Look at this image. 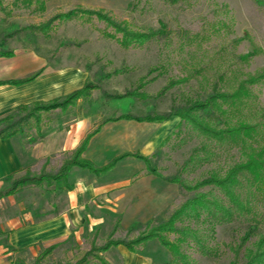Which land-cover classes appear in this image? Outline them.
<instances>
[{"label": "rangeland", "instance_id": "obj_1", "mask_svg": "<svg viewBox=\"0 0 264 264\" xmlns=\"http://www.w3.org/2000/svg\"><path fill=\"white\" fill-rule=\"evenodd\" d=\"M43 1L45 11L35 12L32 9L14 8L11 0H5L11 13H0V38L15 29L45 21L57 12H66L77 5L87 9H104L116 21L125 22L138 32L162 31L159 37L149 40L142 47L124 49L115 39L104 36L103 31H108L120 37L103 23L95 19L85 21L77 18L59 24L48 36L22 32L7 41L5 49L13 51L18 75H32L42 68L34 85L36 91L59 88L62 83L60 79L63 78L69 79L64 91L80 87L85 81L98 84L99 88L92 91L90 97L78 102L64 116L68 120L65 128L76 118V141L86 130L97 128L108 118L124 113L135 116L165 114L172 107L179 108L187 101L204 99L215 84L220 90L232 92L241 81L264 74V0ZM109 73H112L110 77L100 79ZM181 78L186 81L175 85L162 96L153 98L170 80ZM140 79L145 82L140 92L153 99H108L102 94L103 91L112 95L123 94L134 89ZM246 88L250 96L236 117L231 118L260 124L262 128L256 138V145L264 147V78ZM54 94L49 91L40 98L45 99ZM29 105L17 116L30 112L32 106ZM226 114L222 120H226L230 112ZM59 118L60 112L52 111L43 115L38 129L31 123L24 125L19 134L35 142L41 132L52 131L53 127L46 128L45 125L53 122L52 126H55ZM77 120L84 121L80 124ZM5 125L0 120V131ZM112 126L115 125H109L104 131L107 139H111L118 131ZM135 126L119 129L124 131L126 143L134 132L137 137L144 134L147 139L156 131L158 124ZM203 143L212 153L209 161L181 170L193 150ZM116 152L110 146L108 154L101 157L93 153L89 155L97 161H106ZM153 152L155 155L151 163L159 176H179L186 184L202 180L211 171L223 173L239 156L238 148L209 145L191 131L186 123L178 127V132L166 144ZM43 171L47 172L45 169ZM38 173L27 175L38 176ZM73 181H76V189L84 206L79 214V221L83 223L81 245L76 246L74 263L89 249L93 237L97 246L108 240L116 222L118 226L111 240L135 239L146 230L148 223H157L169 217L188 196L178 184L149 174L144 163L132 157L124 159L113 171L102 177L76 168V174L69 178L68 185ZM249 204L252 212L263 210V201L258 194L249 198ZM91 221H96V225L88 232L86 227ZM177 225L198 230L202 244L206 247L207 253H203L190 240L182 245L181 252L190 264H230L234 260L233 250L250 225V220L246 214H236L229 222L185 220ZM168 237L174 239L172 234ZM256 239V236L252 237L240 250L239 261L243 259L245 249L251 248ZM140 253L149 259L150 264H172L169 252L156 240L141 247ZM102 256L108 264L120 263L114 250ZM90 264L100 263L92 260Z\"/></svg>", "mask_w": 264, "mask_h": 264}, {"label": "trees", "instance_id": "obj_2", "mask_svg": "<svg viewBox=\"0 0 264 264\" xmlns=\"http://www.w3.org/2000/svg\"><path fill=\"white\" fill-rule=\"evenodd\" d=\"M11 6L14 8L32 9V11L35 12L45 11V3L43 0H11ZM0 13L5 15L11 13L10 10L7 9L5 0H0ZM77 18L85 21L95 19L103 23L106 28L120 35V37H116L112 32L103 31L104 36L115 39L118 45L124 49L142 47L149 40L157 38L162 34V31H135L125 22L116 21L111 14L104 9H87L77 5L66 12H57L45 21L32 23L2 35L0 38V57L11 58L14 56L13 51L5 49V45L9 39L20 33L27 32L33 35L40 34L48 36L51 32L56 30L59 24ZM39 73L40 72H37L25 79L0 81V85H19L26 83L35 79ZM113 73H116V71ZM111 75L112 73L106 74L100 79L110 77ZM262 78H264V74L247 78L241 81L232 92L220 90L217 84H215L204 99L187 101L179 108L172 107L171 110L165 114L149 113L144 116L123 114L118 117L108 118L102 122V124H104L125 119L137 122L163 123L171 116H176L180 119L179 124L172 133L162 140L159 147L166 144L171 136L178 132V127L181 124L186 123L191 131L206 140L211 146L238 148V160L223 173L211 171L202 180L194 184H186L179 176L171 178L159 176L151 163V159L155 153L151 156H141L138 153H123L113 158L106 165L98 167L81 156L87 148L91 137L99 131L98 127L85 136L80 145L64 160L63 164L56 172L42 171L38 176H29L25 174L14 179L8 177L6 180L10 181V185L6 191L0 193V197L12 194L28 185H39L44 182L50 183L52 181H65L68 172L73 167L86 170L99 177L110 172L123 158L132 156L144 163L149 174L164 181L178 184L188 194L187 198L166 219L157 223H148L146 230L135 239L128 241L111 240L118 226V222H116L107 237L108 240L100 246L92 243L90 248L83 252L81 257L74 264H90L92 260L100 264H106L102 254L110 248L123 245L129 251L137 252L148 242L154 240L158 241V243L169 252L172 264H190L186 255L181 252L183 244L190 240L201 249L203 253H207V250L202 244L198 230H194L190 227L180 228L177 224L185 220H194L197 222L208 221L210 223L229 222L236 214L248 215L250 225L247 227L238 245L233 250L234 260L230 264H264V147L256 145V138L259 136L261 132L260 128L262 127L260 124H250L244 119L231 118V116L236 117V113L239 112L240 107L246 104L247 98L250 96L246 86L255 84L261 81ZM183 81H186V79L170 80L153 98L162 96L166 91ZM144 85L145 82L140 79L134 89L126 91L123 94L112 95L104 91L102 94L106 98L111 99H149L151 96L144 94V92H140V89ZM98 88V84L86 81L81 88L72 91L66 96L48 101L33 102L29 105L32 106L31 111L22 116H17V114L27 109L28 105L19 106L15 112L1 120L6 125L4 129L0 131V138L13 136L19 133L24 125L27 126L31 123L38 129L42 122L43 115L56 110L65 112L74 108L78 101L87 99L91 96L92 91ZM227 112H230L229 117L226 120H222V117H226ZM211 154L208 146L204 143L201 144L199 148L193 150V153L183 164L181 170L184 171L196 163L208 162ZM203 188L207 190L201 191ZM256 194L260 195L263 201V210L260 212H252V208L249 204V198H252ZM169 234L174 235L173 240L169 239ZM254 236L257 237L256 241L252 243L253 245L251 248L245 249L243 259L239 261L240 250L245 247ZM54 248L55 247L49 248L43 252L41 256L51 252Z\"/></svg>", "mask_w": 264, "mask_h": 264}, {"label": "crops", "instance_id": "obj_3", "mask_svg": "<svg viewBox=\"0 0 264 264\" xmlns=\"http://www.w3.org/2000/svg\"><path fill=\"white\" fill-rule=\"evenodd\" d=\"M13 59L14 56L11 58L0 57V81L20 80L34 75H18V68ZM41 71L42 68L37 72L41 73ZM40 73L35 79L26 83L0 85V120L15 112L21 105L66 96L81 88L86 82L80 87L64 91V86L69 79L63 78L60 79L62 83L59 88L52 87L43 92L36 91L34 85L38 81ZM49 91L56 94L45 99L40 98L43 94L47 95ZM59 112L60 118L56 121L55 126H52L53 122H48L47 126L45 125L46 128L53 127L52 131L41 132L39 139L35 142H32L30 137L19 133L7 138H0V193L8 189L10 185V181L6 180L8 177L14 179L23 174L37 175L44 169L47 172H52L51 170L56 172L64 160L80 145L85 136L98 127L99 131L91 137L81 156L100 167L123 153H138L141 156L153 155L155 153L153 151L159 147L162 140L179 124V118L176 116H171L163 123L120 119L101 123L95 129L86 130L76 141V118L71 121L69 127L65 128L68 120L64 119V116L69 110ZM121 115L123 114L118 116ZM72 117H76V115ZM77 121L81 124L84 120ZM138 124H158V127L147 139L144 134L139 138L134 132L132 138L126 143L124 131H119V129L135 128V125ZM109 125H115L112 127L118 130L111 139L104 136V131L108 129ZM96 141L99 143H95ZM110 146L117 152L106 161H97L89 155V153H93L101 157L108 154ZM66 154L67 157H65ZM128 157L132 156L120 160L111 171ZM55 160L56 162H54ZM75 174L76 167H73L68 172L65 181L28 185L12 194L0 197V264L74 263L76 246L81 245L80 237L83 227V223L79 221V214L84 210L80 193L76 189V181L69 185L67 183L69 178ZM94 225H96V221H91L86 230L91 232V227ZM92 243L96 244L94 237L90 241L89 248ZM51 247L55 248L41 256ZM113 250L118 254L119 264H150L149 259L140 253V249L137 252H131L123 245L110 248L103 254ZM104 260L108 264L105 258Z\"/></svg>", "mask_w": 264, "mask_h": 264}]
</instances>
